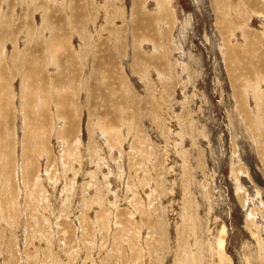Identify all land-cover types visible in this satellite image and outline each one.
<instances>
[{"label":"rangeland","instance_id":"1","mask_svg":"<svg viewBox=\"0 0 264 264\" xmlns=\"http://www.w3.org/2000/svg\"><path fill=\"white\" fill-rule=\"evenodd\" d=\"M229 1L0 0V264H264V0Z\"/></svg>","mask_w":264,"mask_h":264},{"label":"bare ground","instance_id":"2","mask_svg":"<svg viewBox=\"0 0 264 264\" xmlns=\"http://www.w3.org/2000/svg\"><path fill=\"white\" fill-rule=\"evenodd\" d=\"M231 1H233V0H231ZM237 1V0H236ZM250 3H252L251 2V0H248ZM253 1V0H252ZM239 3H241V4H243L242 2H239ZM212 4H214L215 5V7H216V10L217 11H220L221 10V12L219 13V15L218 16H215L217 19H219L220 17H222L223 16V14H221V13H229V12H231V11H234V10H236L237 8V6H235V4L231 7V2L229 1V0H212ZM240 4V5H241ZM248 4V2H246V5ZM258 5H259V3H258ZM139 6V5H138ZM245 6V5H244ZM249 6H250V4H249ZM247 7V6H246ZM255 7H256V5H255ZM259 7V6H258ZM261 8V7H260ZM138 10V9H137ZM214 10V9H213ZM227 11V12H226ZM254 11V10H253ZM258 12V11H257ZM215 13V12H214ZM237 13V12H236ZM216 14V13H215ZM238 14H242V13H240V12H238ZM142 15V14H141ZM139 16H140V14H139ZM173 16V17H172ZM172 16L170 17V12H169V10L168 9H164V10H161V14L157 17V18H159V19H166V20H170V23H173L174 22V20L176 19V16H175V14L174 13H172ZM141 17V16H140ZM152 17V16H151ZM224 17V16H223ZM147 18V17H146ZM148 19V18H147ZM153 19V18H152ZM149 20V19H148ZM151 20V19H150ZM149 20V21H150ZM235 20V19H234ZM155 21V20H154ZM244 21H246V20H244ZM244 21H243V23H244ZM221 22H223V18H221L220 20H219V24L221 23ZM224 23V22H223ZM235 23V22H234ZM215 24V23H214ZM167 25V24H166ZM216 25V24H215ZM224 25V24H223ZM236 26V25H235ZM245 26H246V24H245ZM135 28V27H134ZM237 28V27H236ZM239 28H241V27H239ZM166 29V28H165ZM164 29V30H165ZM168 30V29H167ZM233 30V29H232ZM219 33V32H218ZM170 37V36H169ZM245 47V46H244ZM251 49V48H250ZM236 52V51H235ZM238 52V51H237ZM258 52V51H257ZM261 53V52H260ZM260 56V55H259ZM260 59V58H259ZM235 60V59H234ZM232 65H233V62L231 63ZM263 71V70H262ZM259 86V85H258ZM218 251V250H217ZM216 251V252H217Z\"/></svg>","mask_w":264,"mask_h":264}]
</instances>
